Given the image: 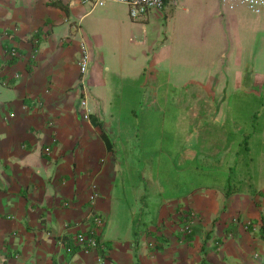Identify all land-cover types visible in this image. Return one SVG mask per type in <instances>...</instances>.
<instances>
[{
  "label": "crops",
  "instance_id": "0c3cea01",
  "mask_svg": "<svg viewBox=\"0 0 264 264\" xmlns=\"http://www.w3.org/2000/svg\"><path fill=\"white\" fill-rule=\"evenodd\" d=\"M51 1L0 0V264H264L261 207L239 186L225 193L251 163L241 101L256 99L258 82L264 93V76L242 68L264 52V8L166 0L161 15L136 17L147 28L135 38L124 2L59 0L66 13ZM159 16L180 25L157 28ZM226 33L231 41L202 42ZM139 44L140 62L129 53ZM205 47L222 57L219 71L190 53ZM127 195L152 211L134 238L129 215L130 235L110 230ZM187 211L196 218L185 234ZM94 213L105 220V255L60 243L88 230Z\"/></svg>",
  "mask_w": 264,
  "mask_h": 264
},
{
  "label": "rangeland",
  "instance_id": "374dc122",
  "mask_svg": "<svg viewBox=\"0 0 264 264\" xmlns=\"http://www.w3.org/2000/svg\"><path fill=\"white\" fill-rule=\"evenodd\" d=\"M119 12L122 16L127 17L128 20L132 22L133 25L130 23H127L126 28L130 29L131 27L134 30V37H139L140 32L143 29V26H145L144 22L137 19L136 17H132L129 14L128 11V6L126 5L125 7H120ZM158 12L159 15H161L160 10H155ZM157 23L158 27H166L168 30L171 29L174 26H179L180 25V20L178 19L177 22L174 21V18L171 16H168L166 20H164L163 16L157 18ZM131 27H129V25ZM149 27V26H148ZM260 30V29H259ZM233 35H228L227 33L225 35L218 34V35H205L204 38H202V42H210L216 43L217 38H219L218 44L222 42V38L224 42L226 41H231L233 39ZM197 38H200L199 36L195 35V40ZM187 41V40H185ZM201 41V40H200ZM217 44V43H216ZM209 45V44H206ZM112 48V45L109 43H106L105 45V52L109 54H114L117 55L118 52L116 50V46L114 48V51L109 50ZM142 44L135 45L133 46L132 49L129 50V53H134L137 55L136 59L138 62L143 60L142 53L140 50L142 49ZM221 52V51H220ZM192 55L195 56V58L201 59L203 64L205 66H208V70L211 72H217L220 69L221 66V61L222 57L217 56L218 52L217 49L214 47H205L203 50H192L190 52ZM259 58L257 60V66L255 67H250V66H245V62L242 63V68L244 70V73L246 74H252L254 73L258 77L264 76V52H259ZM150 58V56L148 57ZM215 60H212V59ZM114 61V59H113ZM263 83L258 82L256 84L257 87V97L256 99H243L241 101V121H242V133L245 131H248V129H252L251 133L252 136L249 138L247 141L249 144V155H251V163L250 164H245V161L241 163V169L242 173L241 175L244 176L240 180H233L230 182V186H239L240 190L242 193H249L253 199L256 205L260 206L262 211L264 213V159L262 157L264 156V93H260L259 91L263 90L262 87ZM257 165V162H259ZM262 162V163H261ZM250 165V166H249ZM248 166L249 168H246ZM229 187V186H228ZM129 195L124 196V205H126L127 210H123L122 216L121 212L117 213V218L113 219L111 225H110V230L113 234H118L122 238L127 237L130 235L129 233V226L130 223L126 219V215H129L130 217H134L133 220V229H132V237L134 238V235H136V232H140L145 228V223H149L148 217L152 215L151 210H138L137 209V200H130L128 198ZM134 201V203H133ZM132 203V204H130ZM125 207V208H126ZM128 207L129 210H128ZM136 208V209H135ZM108 229V225L107 228ZM136 231V232H135ZM136 237V236H135ZM142 242V240H141ZM140 242V244H141ZM257 250H259L257 248ZM256 250V251H257ZM259 252V251H257Z\"/></svg>",
  "mask_w": 264,
  "mask_h": 264
},
{
  "label": "built area",
  "instance_id": "2783aa9c",
  "mask_svg": "<svg viewBox=\"0 0 264 264\" xmlns=\"http://www.w3.org/2000/svg\"><path fill=\"white\" fill-rule=\"evenodd\" d=\"M84 1H90L93 2V4H99L102 5L106 1L110 0H84ZM113 1H119L124 2L128 6V11L130 16L132 17H139L147 12L149 9H158L161 10L164 7L166 0H113ZM176 2V0H173ZM224 5L233 8L236 5H244L251 9L252 11L259 12L264 8V0H221ZM8 54L10 56L17 55L18 52L16 48L12 47ZM89 65V54L87 48L82 44L81 45V53L78 59V66L81 73V81L82 77L86 73ZM0 82L5 84L7 83V80L0 77ZM84 103V101L82 102ZM83 117H88V113L85 111L83 112ZM49 148L45 147V152L49 153ZM98 195V189L96 184L92 183L90 192L88 194V200L92 203L96 199ZM185 217L188 220V223H185L182 226V230H185L187 232L191 229V224L196 218V213L194 211H187L185 212ZM92 224L89 227L88 230H81L78 231L72 239L73 244L77 245L78 248H80L83 251H89L92 249H98L100 247H103V244L99 240V234L105 224L104 217L100 214L94 213L92 218ZM244 228L251 227L252 229H255V226L252 224L251 220H246L243 223ZM60 243L64 244L66 242L65 239H60ZM67 246V245H66ZM68 249H71V247L67 246Z\"/></svg>",
  "mask_w": 264,
  "mask_h": 264
},
{
  "label": "trees",
  "instance_id": "16d2710c",
  "mask_svg": "<svg viewBox=\"0 0 264 264\" xmlns=\"http://www.w3.org/2000/svg\"><path fill=\"white\" fill-rule=\"evenodd\" d=\"M51 4H54V5H57V6H60L62 9H64V11L67 13V11H68V8H67V6L65 5V4H63L61 1H59V0H54V1H51L50 2ZM102 135L106 138V140H108V137H107V134L105 133V132H103L102 133ZM108 143H109V141H108ZM248 148H247V137L246 138H244V140H243V142H242V150H247ZM243 155V154H242ZM238 189V187H237V185L236 186H229L227 189H226V195H228L229 193H231L232 191H235V190H237ZM261 229V231L263 230V228L261 227L260 228ZM183 231V233H185V234H188V233H190L191 231H192V229H190V231L189 232H187V231H185V230H182ZM262 234V233H261ZM263 235V234H262ZM264 236V235H263ZM68 239V238H67ZM67 241V246H69V247H71V249H76V248H78V246L77 245H75V244H73V241H72V239H68V240H66ZM66 246V247H67ZM107 249H106V247L104 246V247H101L100 248V253H101V255L103 256V255H105V251H106Z\"/></svg>",
  "mask_w": 264,
  "mask_h": 264
}]
</instances>
